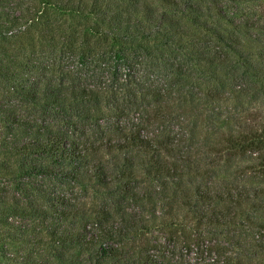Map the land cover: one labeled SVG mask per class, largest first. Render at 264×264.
Here are the masks:
<instances>
[{
	"label": "trees",
	"instance_id": "1",
	"mask_svg": "<svg viewBox=\"0 0 264 264\" xmlns=\"http://www.w3.org/2000/svg\"><path fill=\"white\" fill-rule=\"evenodd\" d=\"M243 1L0 0V177L27 187L0 197L21 251L0 246V264H178L175 247L264 264V186L220 177L251 154L264 176V126L196 135L243 79L264 87Z\"/></svg>",
	"mask_w": 264,
	"mask_h": 264
},
{
	"label": "rangeland",
	"instance_id": "2",
	"mask_svg": "<svg viewBox=\"0 0 264 264\" xmlns=\"http://www.w3.org/2000/svg\"><path fill=\"white\" fill-rule=\"evenodd\" d=\"M239 4L243 10L245 9L244 13L247 12L249 16L248 20H250L252 24H256L258 28L252 29L251 35L244 36V50L251 54V57L259 61L264 58V48H262L264 47V0H244ZM260 52L263 55L262 58L259 57ZM242 81L245 82L246 89L236 92V98L229 99L226 103H223L221 107L216 109L220 113L218 119L209 120L206 113H202L198 116L201 118V121L198 126L200 133L198 132L196 134L197 138H202L204 135L203 132L206 131L213 136H218L226 132L236 133L240 130H259L264 126V87H259V83L256 82L255 84L253 82L251 83L247 78ZM244 92H247V94L243 95L242 93ZM203 123L213 125L216 132H214V130L211 131L210 127L207 125L202 126ZM219 156H221L220 160L222 162L225 156L223 153ZM254 156L255 155L251 154L242 159L226 156L229 160L222 166L220 177L248 186H264V176L253 174L254 171L251 169L256 162V159L253 158ZM24 186L26 185L17 184L12 179L0 177V188L4 190V192L0 191V197L6 198L8 201L20 199L24 202L27 194V187ZM19 187H22V189H19ZM73 188L72 195L83 200L86 206H96L100 204L102 195L95 193L93 189ZM68 191L70 192L71 189ZM261 215V220L264 221V211ZM180 217L185 218L184 221H188L190 214L183 210L180 211ZM166 219L167 216L162 215V220L164 221ZM156 224L157 222L150 224L149 232L144 234V236L149 240L158 239L164 242V240L168 238V231L163 230L162 227L158 225L156 226ZM0 246L5 248L4 252L8 256L15 255V252L21 255L20 247L10 244V239L5 237V235L0 237ZM175 248L176 250H173L172 254L173 259L176 258L178 264H208V260H210L208 254L202 248L199 250H191L190 252L180 250L178 247ZM11 264H14V261Z\"/></svg>",
	"mask_w": 264,
	"mask_h": 264
}]
</instances>
